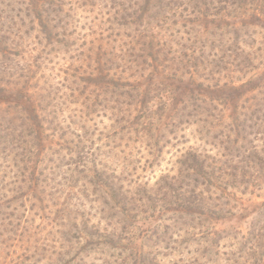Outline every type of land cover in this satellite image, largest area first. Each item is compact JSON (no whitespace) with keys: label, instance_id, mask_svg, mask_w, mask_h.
I'll use <instances>...</instances> for the list:
<instances>
[{"label":"rangeland","instance_id":"374dc122","mask_svg":"<svg viewBox=\"0 0 264 264\" xmlns=\"http://www.w3.org/2000/svg\"><path fill=\"white\" fill-rule=\"evenodd\" d=\"M237 3L0 0V264H263L264 13Z\"/></svg>","mask_w":264,"mask_h":264},{"label":"trees","instance_id":"16d2710c","mask_svg":"<svg viewBox=\"0 0 264 264\" xmlns=\"http://www.w3.org/2000/svg\"><path fill=\"white\" fill-rule=\"evenodd\" d=\"M238 3L237 5L234 4V5H230L229 6H226V7H229V8H233V10H238L241 12V14H248V10L250 9H246L248 4L252 6H254V9L252 11H250V15L252 16L254 13V11H256V9H261V13H264V0H237ZM242 2V4H241ZM244 7V9H243ZM223 9H226V8H223ZM243 9V10H242ZM258 13V12H257ZM259 15V14H258ZM257 15V16H258ZM256 17V16H254ZM191 154V153H189ZM187 160H189V165L188 167H190V171L189 173L191 174H188L186 176V179L193 176L194 177V182H193V185L191 186V184H188L187 185V189H185L182 193H179V189L178 191L176 192V196L182 201L183 205H185V208L186 210H184V212L182 213H178V216L180 219H183L184 217H190L192 218L193 220L194 219H198V217H201L203 214H204V211H207L209 212L210 209H209V205H207V203H203V200H204V197L202 196V187L203 186H198L199 181L204 179V178H209V174L203 172L204 171V163L203 161L198 157L196 156L195 154H191L188 156ZM212 173V172H211ZM100 175V176H99ZM98 176L102 178V174H99ZM210 175H214V174H210ZM116 179H114V175L111 174L109 176H106L105 177V186L106 187H109L110 189V192H112V195H113V198L116 197V195H120L121 192L120 191H117L118 189L116 188V191H115V181ZM197 184V185H196ZM173 186V184H172ZM182 189V187H180ZM120 190V189H119ZM113 192L116 194L114 196ZM84 229L86 230V226H84ZM89 235V239H88V243L93 245V243H97V241H99L100 239H104L105 241H111L112 239H114L113 237H111V234H99L98 235V232L95 233V235H93V233H88ZM111 237V238H109ZM96 239V242H94L95 240L93 239ZM99 243V242H98ZM106 243V242H105ZM142 247H143V244H142ZM139 250V249H138ZM139 252V251H138ZM151 255L150 254H147V255H143V253H138L136 255V264H157L155 261V256L153 258L150 257ZM263 258V256H262ZM264 264V262H263Z\"/></svg>","mask_w":264,"mask_h":264}]
</instances>
